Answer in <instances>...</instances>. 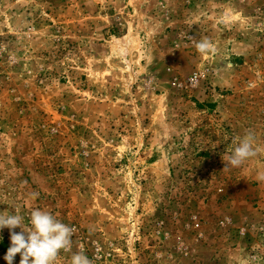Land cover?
Returning a JSON list of instances; mask_svg holds the SVG:
<instances>
[{"label": "rangeland", "instance_id": "obj_1", "mask_svg": "<svg viewBox=\"0 0 264 264\" xmlns=\"http://www.w3.org/2000/svg\"><path fill=\"white\" fill-rule=\"evenodd\" d=\"M261 172L264 0H0V212L70 226L56 264H264Z\"/></svg>", "mask_w": 264, "mask_h": 264}, {"label": "clouds", "instance_id": "obj_2", "mask_svg": "<svg viewBox=\"0 0 264 264\" xmlns=\"http://www.w3.org/2000/svg\"><path fill=\"white\" fill-rule=\"evenodd\" d=\"M195 46L201 54L212 50L207 38L197 41ZM227 67L231 68V65ZM254 140V134L247 133L233 152L222 158L226 162L224 169L229 166L240 167L246 160L256 156ZM258 179L264 181V172L258 174ZM29 220L30 226H26L24 217L16 212H0V231L7 228L10 232L11 244L4 256L7 264H13L17 254L21 257L20 264H56L61 250L67 252L72 248L73 229L50 212L40 209L32 210ZM16 228L21 231L16 232ZM70 264H92V261L79 251L72 254Z\"/></svg>", "mask_w": 264, "mask_h": 264}]
</instances>
